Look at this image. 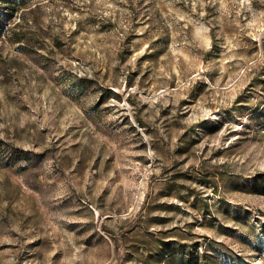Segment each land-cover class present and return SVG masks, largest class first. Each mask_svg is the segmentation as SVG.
<instances>
[{"label": "rangeland", "instance_id": "rangeland-1", "mask_svg": "<svg viewBox=\"0 0 264 264\" xmlns=\"http://www.w3.org/2000/svg\"><path fill=\"white\" fill-rule=\"evenodd\" d=\"M0 24V264H264V0Z\"/></svg>", "mask_w": 264, "mask_h": 264}, {"label": "trees", "instance_id": "trees-1", "mask_svg": "<svg viewBox=\"0 0 264 264\" xmlns=\"http://www.w3.org/2000/svg\"><path fill=\"white\" fill-rule=\"evenodd\" d=\"M1 25V24H0ZM3 27V26H2Z\"/></svg>", "mask_w": 264, "mask_h": 264}]
</instances>
